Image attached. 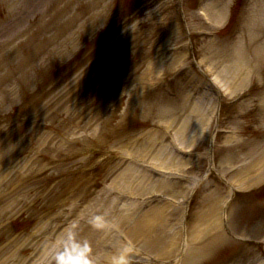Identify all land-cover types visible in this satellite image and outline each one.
Returning <instances> with one entry per match:
<instances>
[{"label": "rangeland", "instance_id": "1", "mask_svg": "<svg viewBox=\"0 0 264 264\" xmlns=\"http://www.w3.org/2000/svg\"><path fill=\"white\" fill-rule=\"evenodd\" d=\"M61 1L66 2L65 8H70L66 16L59 19L66 26L69 22L67 18L73 15L76 9L73 7L78 3L75 0ZM80 1L82 4H78V17L72 22L74 26L71 30L65 29L69 34L66 33L63 40L70 38L72 31L77 30L82 22L85 25L81 26L82 35L79 34L78 40L63 46L67 50L65 55H57L58 48L50 45L47 51L48 46L44 44L45 59L40 65H36L39 61L26 65L22 57L29 56L27 53L31 52L21 35L15 39L20 42L14 45L15 52L12 49L7 52L5 43L0 46V153L10 148L0 161V264H33L43 248L58 238L59 232L73 216L81 222L77 239L90 244L94 264L117 262L120 259L119 252L126 245L134 243L124 236L120 238L122 230L116 219L122 213L129 218L127 227H130L135 220L132 213L137 202L131 201L126 209H120L123 201H112L107 209L106 205L102 208V204H105L103 196L118 186L115 185V179L123 169L124 152L155 161V150L149 151L146 147L147 137L166 126V118H160L156 109L175 108L177 120L171 124V131L180 128L178 121L186 113L177 107L181 101L178 97L187 94V91H183L182 79L172 82L173 86L180 89L174 98L165 96L163 92L149 91L145 83L147 60L157 61L160 54L164 56V48L169 44L160 42V36L152 33L153 25L159 19L157 11L154 12L156 3L161 2L164 6L165 0H136L141 12L133 14L130 19L125 16L124 2L131 0ZM214 1L216 6L211 4L209 7L211 15L213 9L220 8L219 3L224 0ZM231 2L232 8L226 10L227 18L213 23V27L208 30L211 35L203 41L207 47L212 45L213 55L209 56V60L211 62L212 59L216 70L228 64L233 66L234 71L237 66L246 68L242 72L244 75L247 71L256 75V92L241 101L237 142L238 139L241 142L243 137L262 142L264 0ZM90 3H94V6L90 7ZM0 4V18L3 19L2 15H7L9 11L6 3ZM116 6L119 10L114 9ZM89 10L99 14L93 23L87 20ZM37 16L30 17L28 24H24L22 28H26V32L37 34L40 25ZM112 20L121 21L117 22L118 26L112 30V34L111 31L102 32ZM49 23L53 24L51 21L47 25ZM42 38L40 40H44ZM246 42H251L250 50H244ZM204 43H201V47L205 46ZM18 46L21 48H16ZM237 50L242 54H237ZM78 53L79 58L83 53V61L70 63L71 58ZM205 53L206 49L203 50V56ZM116 59L119 61L113 69L106 66ZM10 88L15 91L12 95L15 100L9 102L10 99L5 100L7 97L3 96ZM139 88L144 93L141 96L137 92ZM28 90H34L29 98L26 95ZM23 105L25 109L21 110ZM195 119L194 114L191 120ZM249 132L253 136H247ZM158 147L155 145V149ZM241 151L243 146L239 145ZM237 155L241 154L236 152L232 162L238 160ZM186 166L183 163L179 168L186 170ZM196 168L197 162L186 171L195 173L198 171ZM129 183L134 188L131 191L137 194L132 182ZM122 189L128 191L125 187ZM185 189L182 182H176L161 192L177 196L178 192L182 194ZM8 205L10 210L7 212ZM195 206L193 201L191 208ZM95 208L96 212L93 211ZM151 211L148 216L152 215ZM19 221H25L27 225L20 227L17 224L21 233L15 237L12 223ZM55 227L57 229L53 231ZM155 228L156 235L162 232L158 238L164 239V229L161 230L157 225ZM89 229L93 232L90 241ZM247 229L254 236L262 234L254 228ZM34 230L36 234L27 238ZM101 235L105 236L104 243L96 245L95 241ZM104 246L107 248L104 249ZM76 248L77 245L72 250ZM218 255L213 250L209 254V261H217ZM64 256L72 258L69 251L65 255L61 254V258ZM231 258L226 260L233 261ZM241 258L244 259V256ZM241 258L236 260L237 263H231L241 264ZM247 259L242 264H247Z\"/></svg>", "mask_w": 264, "mask_h": 264}, {"label": "bare ground", "instance_id": "2", "mask_svg": "<svg viewBox=\"0 0 264 264\" xmlns=\"http://www.w3.org/2000/svg\"><path fill=\"white\" fill-rule=\"evenodd\" d=\"M214 2H215L214 0L207 1L204 5V10H206L209 13L211 19L213 18L212 20H214V23L222 22L226 18L227 16L226 10L228 8H231L232 2L231 0L222 1L221 3H219L221 4L220 8L218 7L214 8L212 11V15H211L209 11V7L211 6V4H213V6H216V3ZM250 45H251V42H246L244 46V50H250ZM237 54L241 55L242 53L239 50H237ZM253 59L255 60V57H253ZM220 73L221 75L223 74L227 78L226 81L228 83V86L231 88L232 92H235L236 90L241 88L247 79V76H244L243 73L239 75L241 71L237 73V75L235 76V71H234L233 66L228 65V64L222 65ZM178 108L183 109V111L189 110V113L196 112L198 114L200 113V110L202 109L200 104H196V103L191 104L188 97H184L182 99ZM175 111H176L175 109H171V108H164V110L156 109L157 114L161 116L160 118H166L165 121H168L170 124H173L177 120ZM178 122L180 123V128L176 130L177 137L182 143L190 144L193 141V139H191L192 137L189 139L188 135L190 134L195 135V132H196L195 126L191 127V125L189 124L190 123L189 117L187 118L185 117L184 119ZM197 122L198 120H196V123ZM154 146L149 147L146 145L149 151L152 150ZM9 150L10 148L7 149V151L4 153L2 154L0 153V161H2L5 158V155L9 152ZM243 156L241 158H243ZM245 156H246L244 157L245 160H243L241 163H238L239 166L241 167L233 175V178L238 183V185H240L243 188H248L250 184L252 185L253 183H256L257 181H259L264 173V145L263 146H252L246 152ZM169 157H170L169 153L166 152L165 148H163L162 146L156 149L155 159L159 161L160 164L163 165V167L168 168L169 166L173 169H177V166L181 164V160L179 158H175V157L169 158ZM133 174L134 173L131 170L130 172L126 170L121 171L118 174V179L121 180L125 178V180L132 182L133 185L138 183L137 184V186H139L138 191L140 192L141 195L144 193H147V192H143L145 191L146 186L148 187L150 186L148 191H162L166 187H169L171 185V183H163V182L161 183L158 182L153 185V184H150L151 182L149 181V179H146V178L143 179V177H138V179H136L137 177L134 176ZM155 189H158V190H155ZM132 193H135V192L132 191ZM175 197L176 198L180 197V194H177V196ZM211 197H212V202L206 203L207 207L201 211V214L199 215L198 220L196 222V227H195L194 235H193V241L198 246L199 244L204 245L208 243L211 239H214L218 233L217 232L218 226L216 222L217 216H216L215 210L217 206L219 205L220 198L216 199V196L214 197L213 195H211ZM8 208L9 209L7 210V212L10 210V205H8ZM164 210L165 209L162 206L155 207L150 210H146V217L144 216L145 211L142 212V214L135 217L134 223L130 227H127L128 221H122L120 219H116L118 221V225L120 226L122 230V233L120 234L121 237L124 236L125 238L129 239L131 243H136L137 241L141 242L139 248H137L138 257H144V256L149 257V254H152L155 257L163 259V258H167V256L169 255L168 248L170 246L164 240L166 236L163 235L164 239H159L158 238L159 235L153 234V232L155 231V226L153 225L154 222L158 221L157 224H161V223H164L166 220ZM150 211L152 215L148 216V212ZM218 239L219 238H217V240ZM218 242L221 243V241H218ZM47 247L43 250L42 254L45 253L44 251L47 249ZM196 253H198V251L194 250L193 258L196 255ZM197 256L198 255H196L195 258ZM200 256L196 258V260L201 259ZM191 261L192 260H189L186 264H193ZM174 264H178V263L175 262Z\"/></svg>", "mask_w": 264, "mask_h": 264}, {"label": "clouds", "instance_id": "3", "mask_svg": "<svg viewBox=\"0 0 264 264\" xmlns=\"http://www.w3.org/2000/svg\"><path fill=\"white\" fill-rule=\"evenodd\" d=\"M65 239H68L66 236ZM73 242L77 245L75 251L72 250L71 245L68 247V251L71 253L72 258L69 259L67 256L56 257L53 264H94L91 256V246L85 240H78L75 235L72 236ZM60 252H64V247L62 246Z\"/></svg>", "mask_w": 264, "mask_h": 264}]
</instances>
